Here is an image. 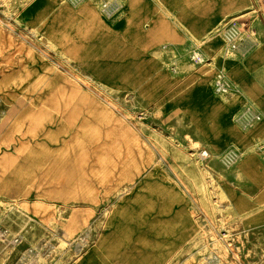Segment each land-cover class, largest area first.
I'll use <instances>...</instances> for the list:
<instances>
[{
  "label": "crops",
  "instance_id": "1",
  "mask_svg": "<svg viewBox=\"0 0 264 264\" xmlns=\"http://www.w3.org/2000/svg\"><path fill=\"white\" fill-rule=\"evenodd\" d=\"M7 1L0 16L10 25L0 32L27 34L31 41L0 42L9 49L6 56L0 51V80L7 82V98H18L0 108V144L8 142L5 129L31 135L36 117L49 120L37 145L16 144L0 154V165L15 172L9 182L30 170L46 175L48 162L49 171L62 168L78 152L73 147L80 139L94 137V129L109 137L120 125L114 108L96 101L94 90L62 87L65 64L107 98H120L114 103L128 99L148 111L151 121L180 130L210 159L231 165L225 191L232 210L243 227L264 228V0ZM112 1L122 7L109 17L103 5ZM234 30L253 42L251 50L229 46ZM219 75L230 94L214 88ZM35 96L56 103L26 102ZM35 113L54 115H18ZM254 116L260 120L247 125ZM115 171L114 176H139L115 216L80 222L37 213L42 201L0 200L29 210L28 216L0 217V264H200L194 244L204 225L178 175L158 166L140 174ZM16 192L21 189L10 191ZM83 224L87 232L80 235Z\"/></svg>",
  "mask_w": 264,
  "mask_h": 264
},
{
  "label": "rangeland",
  "instance_id": "2",
  "mask_svg": "<svg viewBox=\"0 0 264 264\" xmlns=\"http://www.w3.org/2000/svg\"><path fill=\"white\" fill-rule=\"evenodd\" d=\"M9 2L12 5L13 1ZM6 8L8 1L0 0V10L4 9L6 12ZM9 20L6 16H0L2 30H7L5 25H10ZM8 38L11 41H31L27 34L0 32V42ZM7 50L9 49L0 48L3 52L1 56H6ZM63 68L67 76L63 79L62 87L76 86L94 90L98 95L95 97L96 101H106L114 108L118 118H121L120 125L114 129L116 132L113 130L109 133L112 135L106 138L99 136L100 131L94 129L95 136L80 139L79 144L73 147L78 152L70 153L72 158L67 162L64 159L62 168L59 166L56 170L49 171L48 162L46 175L37 176V171L30 170L24 177L16 174L14 182H9L8 179L15 175L14 170L7 169L5 163L0 165V178L5 177L0 180V200L42 201L39 205L42 208L35 210L37 213L74 217L80 222H87L93 217L115 216L123 209L121 197L130 193L139 179L138 175L114 176L115 170L126 168L137 170L131 172L140 174L141 171L158 166L170 169L178 175V181L192 196L197 206V219L204 225L194 244L196 252L200 254L196 257L200 264H264V228L243 227L228 201L225 183L227 172L232 169L231 165L227 168L222 160L199 158L203 151L201 146L192 143L189 137H181L180 130L166 128L151 121L152 115H149L148 111L135 108L126 98H123L122 105L118 104L120 98H107L103 95L101 87L80 77L69 66L63 64ZM6 83L0 80V108L3 109L5 105H12L18 99L14 96L7 98ZM49 86L51 85L48 83L47 87ZM65 99L64 97L63 100ZM114 99L117 102L114 103ZM26 102L32 105L56 103L55 98H48L46 101V98L39 96L29 98ZM18 115L45 116L54 113ZM1 116L3 112H0V118ZM155 118L158 117L155 115ZM36 120L31 135H24L22 130L17 128L5 129L4 141L8 142L0 144V154L10 153L8 151L16 144L27 142L37 145L39 141L44 140L43 133L49 120L38 121V117ZM63 139L65 140V137ZM183 140H186V143ZM189 154H195L198 160H195L196 156ZM188 170L193 171L189 173ZM58 173H62V176H58ZM13 188L21 189V192L10 193ZM118 199L119 203L113 207ZM55 203H60L62 208L48 207ZM21 206L25 205L0 204V217L28 216L29 210ZM82 227L80 235L86 234L88 225L83 224ZM102 227L103 225H95V228Z\"/></svg>",
  "mask_w": 264,
  "mask_h": 264
},
{
  "label": "built area",
  "instance_id": "3",
  "mask_svg": "<svg viewBox=\"0 0 264 264\" xmlns=\"http://www.w3.org/2000/svg\"><path fill=\"white\" fill-rule=\"evenodd\" d=\"M121 7L122 6L118 1H112V2L105 3L103 5V10L106 12V14L109 17H113L119 13ZM246 40H247V37L245 38L243 37V35L241 37V33L237 30H234L231 32L230 37H229V46H231L233 49L242 47V50L244 52H248L249 50L252 49L253 42L247 43ZM195 59H196L195 61L197 62L201 60L200 58H195ZM214 88L216 89L218 93H221V94H230L231 92L230 86L225 80V77L223 75H219L215 79ZM259 120H260L259 116H254L253 120H251L250 122H247V125L251 124L252 122H258ZM200 157L203 160H209L211 158L208 151L206 150H203L200 153ZM232 161L234 160L232 159ZM228 163H232V162L229 161Z\"/></svg>",
  "mask_w": 264,
  "mask_h": 264
}]
</instances>
